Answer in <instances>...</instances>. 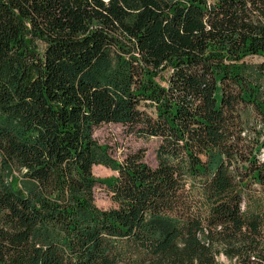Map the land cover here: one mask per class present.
<instances>
[{
	"label": "trees",
	"instance_id": "trees-1",
	"mask_svg": "<svg viewBox=\"0 0 264 264\" xmlns=\"http://www.w3.org/2000/svg\"><path fill=\"white\" fill-rule=\"evenodd\" d=\"M0 163V264H264V0H0Z\"/></svg>",
	"mask_w": 264,
	"mask_h": 264
},
{
	"label": "rangeland",
	"instance_id": "rangeland-1",
	"mask_svg": "<svg viewBox=\"0 0 264 264\" xmlns=\"http://www.w3.org/2000/svg\"><path fill=\"white\" fill-rule=\"evenodd\" d=\"M247 61L252 65H258L262 62L261 59L257 58H249ZM95 139L100 145L109 147L111 156L118 161H123L131 153L143 150L145 151L146 162L151 167L157 166L156 149L159 144L157 140H140L131 135L125 127L115 124L103 125L96 129ZM2 167L0 163V178H5L6 172ZM93 174L99 180H106L117 176V173L102 166L94 167ZM14 175L19 180L18 188L22 189L25 182L23 176L18 172H15ZM94 197L97 207L102 210H109L115 207L112 194L102 184L97 185ZM220 261L223 264H231L225 258H221Z\"/></svg>",
	"mask_w": 264,
	"mask_h": 264
}]
</instances>
